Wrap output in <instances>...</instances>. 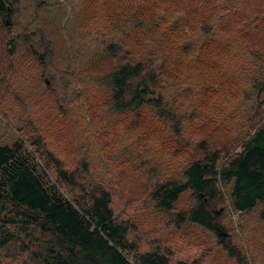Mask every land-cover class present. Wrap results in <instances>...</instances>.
Masks as SVG:
<instances>
[{
    "label": "trees",
    "instance_id": "obj_1",
    "mask_svg": "<svg viewBox=\"0 0 264 264\" xmlns=\"http://www.w3.org/2000/svg\"><path fill=\"white\" fill-rule=\"evenodd\" d=\"M22 1L0 0V96L33 106L0 144V264L206 262L210 248L192 261L142 250L138 225L154 214L203 229L231 264H264V0H96L108 10L77 32L78 50L22 28ZM55 51L87 58L72 73ZM114 120L139 135L137 218L106 169ZM226 205L240 237L216 216Z\"/></svg>",
    "mask_w": 264,
    "mask_h": 264
},
{
    "label": "rangeland",
    "instance_id": "obj_2",
    "mask_svg": "<svg viewBox=\"0 0 264 264\" xmlns=\"http://www.w3.org/2000/svg\"><path fill=\"white\" fill-rule=\"evenodd\" d=\"M101 4V1L96 0H23L22 9H20V14L17 16L16 22H19L22 28H28L26 25L30 24L28 28L30 31L34 32L36 30L38 33H41L46 40H51L52 42L53 40L56 41L63 37V39L67 41V44L64 43L66 47L72 46L73 50H78L83 35H78L77 32L84 30L93 15L101 14L108 10L106 8L102 9ZM79 50L87 52L84 47L82 49L79 48ZM91 50L90 46L89 51ZM55 53L56 54L53 55V61L55 63L57 62L58 67H60L62 63L66 65L63 69H66L68 64L70 66L69 72L72 73L77 72L79 67H83L84 65L81 63L85 62L87 58H82L80 64H78L75 61L70 62L66 60L62 53L56 51ZM45 81L48 84L49 81H47V79H45ZM30 82L31 80L28 79V82L24 86V92L26 93L30 90ZM22 89L23 87L19 89L21 93ZM55 106L56 108L54 107V110L57 109L58 105L56 104ZM26 107L28 106L23 107L19 103L15 104L9 95L0 96V144H10L15 137H17L15 132L8 126V122L13 123L16 118L28 115L33 106L29 108L28 112L25 110ZM26 112L27 114L25 115ZM46 114L48 118L51 119L55 111L54 113L46 111L43 115L41 114L37 119L39 123L43 124L42 122ZM118 124V122L115 123V120L110 124L114 126V128L121 127L119 128L121 131H119L120 134L114 139L115 143L112 151L105 156L106 169L116 173L117 176L119 175L118 179L114 182V186L116 188V198L118 197L115 202L120 206L121 213L125 215V213H129L133 209L132 211L134 212H131L130 215H135L137 218L141 212L137 211L133 204L129 203L127 200H132V198L137 195L141 196L143 193L142 187L145 186L144 183L146 181L143 179L144 177L137 178L134 170L133 150L136 154H139V135L131 130V125L128 124V128L125 124ZM53 127L55 131L54 134H56V126L54 125ZM106 127L107 130H109V127ZM70 134L71 130L63 136H70ZM51 145L55 148L52 142ZM59 151L60 154L65 157L66 163L69 164L70 156L67 153L69 150L67 152L62 149ZM127 151L128 159L131 160L129 162L130 164L128 163L129 160H127L126 162H122V165H119L120 162H118V160L126 159L125 154ZM105 179H108L107 175ZM124 200H126V202H124ZM145 203L146 206L143 207L145 213L150 214L154 212L148 201ZM192 205L193 199L189 193H186L176 208L177 212L188 210ZM226 209L227 205L224 207H216V216L221 217L222 212H224L225 214L222 215L227 218V229L231 230L232 234L235 233L239 236L238 227L241 223L240 219L231 211L230 214H228ZM153 216L155 217L152 220H144V222H140L138 225V235L141 240L142 250H150L157 247L161 250L166 249L173 252L174 258L192 261L196 259L204 249L210 248L211 253L203 264H231L226 259V255L217 247V240L203 229L188 223L181 229H178L166 216L157 214Z\"/></svg>",
    "mask_w": 264,
    "mask_h": 264
}]
</instances>
